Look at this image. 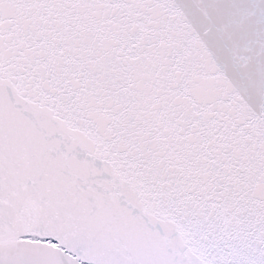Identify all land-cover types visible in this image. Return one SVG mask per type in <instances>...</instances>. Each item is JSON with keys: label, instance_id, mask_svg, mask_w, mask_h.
Wrapping results in <instances>:
<instances>
[{"label": "snow or ice", "instance_id": "6c2138e0", "mask_svg": "<svg viewBox=\"0 0 264 264\" xmlns=\"http://www.w3.org/2000/svg\"><path fill=\"white\" fill-rule=\"evenodd\" d=\"M0 264H264V0H0Z\"/></svg>", "mask_w": 264, "mask_h": 264}]
</instances>
